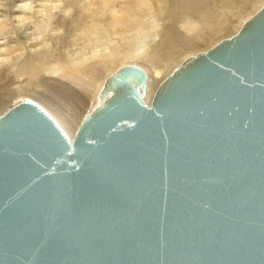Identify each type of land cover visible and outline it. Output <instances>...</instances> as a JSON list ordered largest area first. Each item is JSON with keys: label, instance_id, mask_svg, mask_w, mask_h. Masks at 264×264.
Segmentation results:
<instances>
[{"label": "water", "instance_id": "obj_1", "mask_svg": "<svg viewBox=\"0 0 264 264\" xmlns=\"http://www.w3.org/2000/svg\"><path fill=\"white\" fill-rule=\"evenodd\" d=\"M146 81L118 68L70 136L0 114V264H264V5Z\"/></svg>", "mask_w": 264, "mask_h": 264}, {"label": "bare ground", "instance_id": "obj_2", "mask_svg": "<svg viewBox=\"0 0 264 264\" xmlns=\"http://www.w3.org/2000/svg\"><path fill=\"white\" fill-rule=\"evenodd\" d=\"M262 5L264 0H0V114L22 94L70 136L100 103L103 82L119 67L133 65L146 74L149 100L188 55L235 34ZM52 81L71 96L64 97L65 107L53 99L56 91H50L52 101L45 92Z\"/></svg>", "mask_w": 264, "mask_h": 264}, {"label": "rangeland", "instance_id": "obj_3", "mask_svg": "<svg viewBox=\"0 0 264 264\" xmlns=\"http://www.w3.org/2000/svg\"><path fill=\"white\" fill-rule=\"evenodd\" d=\"M253 13H254V12H253ZM253 13H252V14H253ZM252 14H251V15H252ZM251 15H250V16H251ZM250 16H249V17H250ZM249 17H247V19H248ZM200 52H203V51L201 50V51H199V53H200ZM197 53H198V52H197ZM194 54H196V53H194ZM190 56H191V55H188V57H190ZM188 57H186V58H188ZM186 58H185V59H186ZM119 68H120V67H119ZM55 82H56V83H55ZM55 82H54V81H52V83H51V82H48L47 84H49V85H51V86L49 87V85H46V88H47V89L45 88V92L48 91L47 93H48L49 96H50V101H52V98H53V97H52V94H54V93H52V92H50V91H53V92L56 91L55 94H54L55 96L53 95L55 98H53V99L56 100V101H58V102H59L58 104H59L60 106L65 107V106H64V104H65L64 97H65V99H66V98H71V96H70L68 93H66V91H65L66 89H65L62 85H58V84H61L60 82H58V81H55ZM57 82H58V84H57ZM53 83H54V84H53ZM56 84L58 85V87L56 86ZM47 86H48L49 88H48ZM55 86H56V87H55ZM59 86H60V87H59ZM53 88H55V89H53ZM56 88H58V90H59L60 88H63V89H60L59 92H58V90H57ZM62 90H63V92H62ZM63 94H64V95H63ZM66 94H68V95H66ZM18 95H19V94H18ZM21 95H22V94H20V97H19V96L14 97L13 100H12V103L9 104V105H7V106L4 108V110H3L2 112H4V111L7 110L8 108H10V107H12V106H14V105H16V104H18V103H20V102H23V100L27 98V97H24L23 95H22V96H21ZM57 95L59 96V98H58ZM56 96H57V97H56ZM67 96H69V97H67ZM57 98H58V99H57ZM62 99H63V100H62ZM39 100H40V99H39ZM62 102H63V103H62ZM1 114H2V113H1Z\"/></svg>", "mask_w": 264, "mask_h": 264}]
</instances>
